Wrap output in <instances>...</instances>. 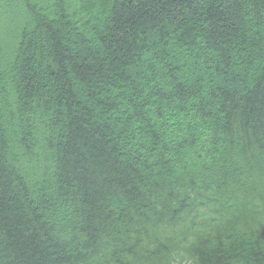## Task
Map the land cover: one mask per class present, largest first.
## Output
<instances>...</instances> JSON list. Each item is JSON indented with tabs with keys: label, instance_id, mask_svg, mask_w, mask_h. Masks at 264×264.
<instances>
[{
	"label": "trees",
	"instance_id": "trees-1",
	"mask_svg": "<svg viewBox=\"0 0 264 264\" xmlns=\"http://www.w3.org/2000/svg\"><path fill=\"white\" fill-rule=\"evenodd\" d=\"M0 264H264V0H0Z\"/></svg>",
	"mask_w": 264,
	"mask_h": 264
},
{
	"label": "rangeland",
	"instance_id": "rangeland-1",
	"mask_svg": "<svg viewBox=\"0 0 264 264\" xmlns=\"http://www.w3.org/2000/svg\"><path fill=\"white\" fill-rule=\"evenodd\" d=\"M94 1H96V0H94ZM193 76V75H192Z\"/></svg>",
	"mask_w": 264,
	"mask_h": 264
}]
</instances>
